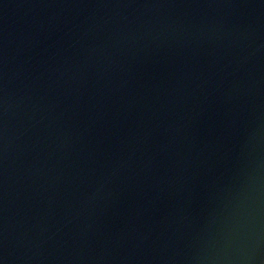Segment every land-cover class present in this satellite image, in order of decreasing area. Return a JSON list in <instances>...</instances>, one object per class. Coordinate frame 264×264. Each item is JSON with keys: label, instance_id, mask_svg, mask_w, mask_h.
I'll return each mask as SVG.
<instances>
[{"label": "water", "instance_id": "95a60500", "mask_svg": "<svg viewBox=\"0 0 264 264\" xmlns=\"http://www.w3.org/2000/svg\"><path fill=\"white\" fill-rule=\"evenodd\" d=\"M0 264H264V0H0Z\"/></svg>", "mask_w": 264, "mask_h": 264}]
</instances>
